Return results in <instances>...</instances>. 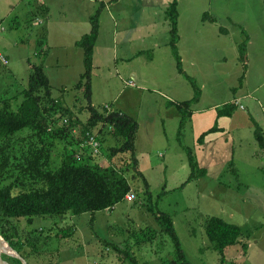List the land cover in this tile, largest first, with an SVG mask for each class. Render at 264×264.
<instances>
[{"label":"rangeland","instance_id":"obj_1","mask_svg":"<svg viewBox=\"0 0 264 264\" xmlns=\"http://www.w3.org/2000/svg\"><path fill=\"white\" fill-rule=\"evenodd\" d=\"M140 1L122 0L123 16L100 17L87 98L84 88L75 87L84 71L83 48L76 42L90 31L88 15L103 11L101 2L0 0V100L17 112L30 67L42 64L51 96L61 106L52 117L54 106L48 104L46 126L64 129L53 137L49 168L58 169L72 155L78 163L114 167L130 185L109 212L11 219L26 242L28 261L23 259L26 264H133L109 242L126 249L139 264H179L170 236L156 219L157 212H165L191 264H220L221 256L205 233L209 216L241 228L238 241L224 248L221 264H264V148L255 138L256 129L264 131V0H178L182 73L168 44L166 7L147 8ZM39 3L49 8L45 21L35 12ZM194 86L199 99L190 109L210 110L199 119L204 129L216 121L212 110L243 95L240 110L257 122L250 128L239 123L234 132L210 139L208 173L190 178L186 149L194 155L196 140L190 121L178 133L175 105L191 99ZM91 105L99 112L135 118V159L128 153L111 154L118 142L102 122L86 132L96 136V152L87 137L82 140ZM222 123L227 129L235 126ZM20 132L32 136L26 128ZM42 185L14 187L12 194ZM131 193L134 198L128 200ZM0 246L6 247L1 238ZM1 258L6 264L20 260L7 248Z\"/></svg>","mask_w":264,"mask_h":264},{"label":"trees","instance_id":"obj_2","mask_svg":"<svg viewBox=\"0 0 264 264\" xmlns=\"http://www.w3.org/2000/svg\"><path fill=\"white\" fill-rule=\"evenodd\" d=\"M177 3L178 0H172L165 12L169 18V45L176 58L177 69L181 72L176 47ZM36 7L35 12L44 18L48 12L47 6L39 3ZM99 13L100 9H97L90 18V31L76 42L83 48L84 71L75 87L84 88L87 98L91 94L92 56L99 30ZM42 34H45L44 30ZM45 53L44 50L43 54ZM30 68L27 88L24 90L25 98L20 103L19 110L14 112L6 100H0V235L26 261H28V255L23 250L26 242L18 236V227L11 222V219L27 217L30 220L34 216L95 213L113 207L130 191V185L125 176L111 166L101 168L78 163L74 156L69 155L58 169L53 171L49 168L53 137L59 136L64 129H48L44 112L47 111V106L51 102L54 110L49 115L53 117L61 106L58 100L51 96L52 88L42 64L32 65ZM194 88L191 99L175 105L180 115L178 133H181L186 126V121H190V106L199 99L200 92L195 86ZM235 109V104H225L217 110V116H231ZM90 113V117L83 124L82 140L87 137L86 132H90L94 126L102 122L111 129V133L118 142L117 146L110 148L111 154L128 153L135 159V137L138 129L135 118L119 111L99 112L92 105ZM25 128L32 131V136L19 135ZM219 130L217 123L214 122L213 126L198 136L197 142L202 144L207 134ZM255 138L260 147L264 148L259 129H256ZM186 150L191 168L190 178L198 173L204 175L205 169L199 168L191 149ZM36 182H43L44 185L12 194L14 187H25ZM156 219L161 231L168 234L172 240L175 260L179 264H191L180 246L171 215L157 212ZM205 233L214 249L219 252L221 264L224 248L238 241L241 228L220 217L209 216L205 221ZM105 243L123 253L125 257H129L133 264H139L130 252L120 248L118 244ZM18 263L22 264L20 260Z\"/></svg>","mask_w":264,"mask_h":264},{"label":"crops","instance_id":"obj_3","mask_svg":"<svg viewBox=\"0 0 264 264\" xmlns=\"http://www.w3.org/2000/svg\"><path fill=\"white\" fill-rule=\"evenodd\" d=\"M89 1L92 3V6H94V2H96V0H89ZM121 1L122 0H108V1L99 0V2H101L100 4L102 6L101 10H103V11H100V13H99V30H98V35H97V39L95 41V44H96V42L98 40V37H99V34L101 32V20H100V17L102 15L106 14V15H110V17L115 19L117 16H123L124 15V12L120 11L121 10ZM171 1L172 0H141L140 4L143 7L154 8V9L156 8V6H159L163 10L165 7L167 8V6L169 5V3ZM47 8H48V6H47ZM75 9H76V7H73V10H75ZM112 10H114V11H112ZM48 11H49V8H48ZM91 12L92 11H90V13ZM47 14H48V12H47ZM47 14L43 18L44 21L47 20V18H48ZM88 17H91V15H88ZM221 32H225V31H221ZM45 34H46V32H45ZM179 40H180V36L178 35V41L176 43L177 49H178ZM94 48H95V45H94ZM94 48H93V55H94ZM93 61H94V56H92V64H93ZM182 72L183 71H181L180 73H182ZM184 75H187V74H184ZM244 96L245 95L237 96L236 98H233L231 100L230 103H233L236 106V109L232 113L231 116L218 117L217 116V111L216 112H213V110L211 111L212 114L213 113L215 114V120L216 121H214V122H216V123L218 122V127L220 128V130L216 131V132H213V133L207 134L205 136L202 144H199L197 142V138L203 131L207 130L211 126L206 128V129H204L205 127H202V125L199 124V119H200V117H203L206 113L210 112V110L206 111L204 109L191 108L190 125H191V127L193 129L194 137H195V140H196V144L194 146V155H195V158H196L198 166L199 167L201 166V168L205 169V174L208 173V169H209L208 166L211 164V162L208 161V156H207L208 151L209 150L212 151V148H210V146H211L210 142H209L210 139H212L213 137H216L217 135H219V136H222V134L225 135L224 134L225 132H227V134H229L231 132H234L235 129H238L237 125L239 126V123L244 124L245 127H249V128L253 127L256 124L257 121H256V119L253 116L245 114L242 110H240V107H243V106L239 103L238 100H239V98H243ZM212 108H214V107H212ZM216 109H218V108H216ZM222 121H227L230 124H233V126L234 125L235 126L232 127L231 129H229V128L227 129L225 126H223ZM261 133H262L261 134L262 140L264 142V131L261 130ZM228 140H230V138ZM112 208L113 207H111V209Z\"/></svg>","mask_w":264,"mask_h":264},{"label":"built area","instance_id":"obj_4","mask_svg":"<svg viewBox=\"0 0 264 264\" xmlns=\"http://www.w3.org/2000/svg\"><path fill=\"white\" fill-rule=\"evenodd\" d=\"M1 61L3 63H5V64L7 63V60L4 57H1ZM128 83L129 84H133L132 79H130L128 81ZM86 143L89 144L90 146H92L94 148V151L95 152L97 151V149L99 148V145H100L99 142H98V140H97V138H96V136L93 135V134H90V133L87 134ZM133 198H134V195L132 193L129 194V195H127V199L128 200H132Z\"/></svg>","mask_w":264,"mask_h":264},{"label":"water","instance_id":"obj_5","mask_svg":"<svg viewBox=\"0 0 264 264\" xmlns=\"http://www.w3.org/2000/svg\"><path fill=\"white\" fill-rule=\"evenodd\" d=\"M111 210V208H107V211L109 212ZM0 238L4 240V238L0 235ZM6 247L0 246V263L1 264H6L5 261L1 258V251H5V249H9L14 253V256H16L17 258H19L23 264H26V262L24 261V259L4 240Z\"/></svg>","mask_w":264,"mask_h":264}]
</instances>
